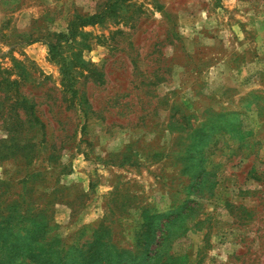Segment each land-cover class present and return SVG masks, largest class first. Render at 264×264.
Masks as SVG:
<instances>
[{
    "label": "rangeland",
    "instance_id": "1",
    "mask_svg": "<svg viewBox=\"0 0 264 264\" xmlns=\"http://www.w3.org/2000/svg\"><path fill=\"white\" fill-rule=\"evenodd\" d=\"M45 253L264 264V0H0V259Z\"/></svg>",
    "mask_w": 264,
    "mask_h": 264
},
{
    "label": "trees",
    "instance_id": "2",
    "mask_svg": "<svg viewBox=\"0 0 264 264\" xmlns=\"http://www.w3.org/2000/svg\"><path fill=\"white\" fill-rule=\"evenodd\" d=\"M94 17L92 18H89V19H83V22L84 23H90V22H93ZM63 82H64V85L65 87L67 88V91H70V98H75L76 97V90L75 89H72V83L70 81V79H68L66 77V75L64 76V78H62ZM83 98V99H82ZM80 100V104H81V108H83L84 110V106L86 105L88 107L89 103L87 101V98L85 97V95L83 94V97H82ZM83 103V104H82ZM87 108L85 109V112H87ZM42 243H46V241H43V242H39L38 244L42 245ZM37 244V245H38ZM25 259L28 258L29 260H31V262H33V264H47V263H50V262H58L60 261V264H61V260L63 257H60V258H54L52 255L50 257L47 258V253H45V255H38V256H35V257H24ZM6 259H10V260H14L15 263L14 264H19L17 261H18V257L17 256H12V255H9L7 257L4 258V260L0 259V264H5V260Z\"/></svg>",
    "mask_w": 264,
    "mask_h": 264
}]
</instances>
